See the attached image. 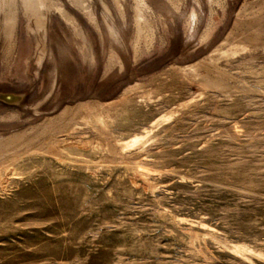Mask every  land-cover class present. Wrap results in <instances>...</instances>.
I'll list each match as a JSON object with an SVG mask.
<instances>
[{
  "label": "rangeland",
  "instance_id": "374dc122",
  "mask_svg": "<svg viewBox=\"0 0 264 264\" xmlns=\"http://www.w3.org/2000/svg\"><path fill=\"white\" fill-rule=\"evenodd\" d=\"M23 2L10 37L0 14V93L20 95L0 136L29 129L0 184V264H264V0H146L143 19L139 0ZM232 30L260 44L235 53ZM209 56L221 85L181 70ZM91 100L112 101L106 127L38 131Z\"/></svg>",
  "mask_w": 264,
  "mask_h": 264
},
{
  "label": "bare ground",
  "instance_id": "6f19581e",
  "mask_svg": "<svg viewBox=\"0 0 264 264\" xmlns=\"http://www.w3.org/2000/svg\"><path fill=\"white\" fill-rule=\"evenodd\" d=\"M23 1H24L23 4L25 6L23 8H26V11L30 12V13L31 12L34 13L38 9H40L41 4H47V5L49 4V5H52L53 9L57 8V5L55 4V0H23ZM9 3L11 4V2H9ZM18 4H19V2H18ZM9 6H11V5H9ZM14 6H15V4H14ZM146 6H147L146 0H139V2H138V7H139L138 8V18L139 19H143L145 17L140 8H143ZM46 7H48V6H46ZM14 8H16V10H18L17 6ZM16 10H15V12H17ZM11 11L13 12V10H10V8H8L6 0L5 1L0 0V14L5 12L6 13L5 17L7 16V18L11 20L10 21L7 19V22H5L4 19H6V18L2 19L6 23L7 28L9 30H11L10 35L8 37L12 36L13 30L15 28V20L17 19L16 17L14 18L12 16L13 14L11 13ZM14 15H16V13ZM257 19H261V18H257ZM1 21H0V26L3 23V21L2 22ZM259 21L260 20H258V22ZM259 23H257L256 25H258ZM260 24H263V23H260ZM236 26H238V22H236L235 27ZM258 26H260V25H258ZM260 27H262V26H260ZM262 29H263V27H262ZM262 29H261V31H264ZM258 32H260V30ZM260 33L262 34V32H260ZM233 36L234 37L237 36V39L235 40L236 44L233 45V47H232V50L235 53H238V52L245 50V49H248V48L255 47V46L260 44V43H258V41H260V39H261L259 33H257V35H255V36H251V35L246 36L245 34H238V33L234 32V30H232L231 32H229L226 41H230V38H232ZM10 44H11V42H10ZM9 48H10V46H9ZM7 53H9V52H7ZM10 54L8 55L9 57H10ZM6 59H7V56H6ZM7 60H9V59H7ZM188 69H192L194 71H197L199 74H203L201 72L202 69L207 71L204 73V77H205L204 81L206 83L210 84V86H211V84L212 85H221L224 82L225 78L228 76L227 71L223 70L221 68H218L216 66V63L214 62V60L210 56L206 57L200 61H196L194 63H191V64H188V65L181 67V70H184V71H186ZM209 70H214L216 74L211 76ZM19 98H20V95H18V94L0 93V99L6 100L9 102L18 101ZM111 106H112V101L103 102V101H98V100H96V101L95 100L84 101V102H80L74 106H66L56 117L46 120L45 123L43 122L44 124H42V126H40L38 128V131L40 129L41 133L40 132L39 133L42 134V132L45 133L47 131L52 130L54 128L55 121L59 120V122H60L61 120H63L64 117H66V116H64L65 114L72 115L75 118L77 117L81 121H84L85 123H92V124L95 123V124H99L103 127H106L107 119L112 116ZM171 116L172 115L168 116V118H170ZM70 118H71V116H70ZM148 132L149 131H146L145 134H136V135H134V137L132 139L125 141V142H121V144H119L121 147V151L123 149H129V148H132V147H135L138 145H142L143 143H145L146 136H147ZM28 133H29V129H26L24 131H17V132L12 133L8 136H0V184L3 183L4 181H6L7 176L12 173V171L14 169V167L12 165L14 164V162H16L20 158L24 157V155H25L24 151H22L24 155L18 154V153L23 149L24 139L26 138L25 136H27ZM28 137H30V136H28ZM26 139H29V138H26ZM48 139H50L49 144L50 145L52 144L51 145L52 147L50 149H52V150L56 149V143L54 141L55 137H52V138L50 137ZM25 142H26V140H25ZM29 153H30V151H29ZM11 157H13V158L11 159Z\"/></svg>",
  "mask_w": 264,
  "mask_h": 264
}]
</instances>
